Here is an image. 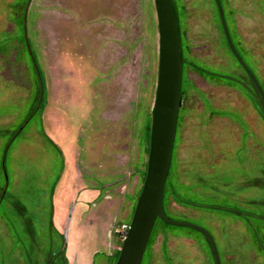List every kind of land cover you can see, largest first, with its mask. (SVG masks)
<instances>
[{"label": "rangeland", "instance_id": "obj_1", "mask_svg": "<svg viewBox=\"0 0 264 264\" xmlns=\"http://www.w3.org/2000/svg\"><path fill=\"white\" fill-rule=\"evenodd\" d=\"M172 3L183 69L163 208L207 229L221 264H264V104L215 0ZM219 4L264 91V0ZM155 15L153 0H0V264L116 263L146 177ZM162 223L140 264H214L203 235Z\"/></svg>", "mask_w": 264, "mask_h": 264}, {"label": "water", "instance_id": "obj_2", "mask_svg": "<svg viewBox=\"0 0 264 264\" xmlns=\"http://www.w3.org/2000/svg\"><path fill=\"white\" fill-rule=\"evenodd\" d=\"M215 3L227 45L251 79L264 104V91L236 53L225 27L219 0H215ZM153 4L158 27V73L151 109L146 177L115 264L141 263L157 219L166 225L188 228L203 235L211 248L214 264H221L216 243L207 229L191 223L170 220L165 216L162 202L176 135L183 68L172 0H153Z\"/></svg>", "mask_w": 264, "mask_h": 264}, {"label": "built area", "instance_id": "obj_3", "mask_svg": "<svg viewBox=\"0 0 264 264\" xmlns=\"http://www.w3.org/2000/svg\"><path fill=\"white\" fill-rule=\"evenodd\" d=\"M128 229L127 225H122L120 228V231L123 233V239L125 237L126 230Z\"/></svg>", "mask_w": 264, "mask_h": 264}, {"label": "trees", "instance_id": "obj_4", "mask_svg": "<svg viewBox=\"0 0 264 264\" xmlns=\"http://www.w3.org/2000/svg\"><path fill=\"white\" fill-rule=\"evenodd\" d=\"M247 77H248V76H247ZM248 78H249V77H248ZM250 81H251V80H250ZM252 84H253V83H252ZM261 100H262V99H261ZM38 104H39V102H38ZM6 150H7V148H6ZM164 212H165V210H164ZM165 216H167V213H166V212H165ZM167 218L170 219L169 216H167ZM170 220H171V219H170ZM157 221L161 222L159 219H157L156 222H157ZM161 223H162V222H161ZM155 224H156V223H155ZM162 224H164V223H162ZM164 225H165V224H164ZM154 226H155V225H154ZM177 228H178V227H177ZM183 229H188V228H183ZM197 233H198V232H197ZM199 234H200V233H199Z\"/></svg>", "mask_w": 264, "mask_h": 264}, {"label": "crops", "instance_id": "obj_5", "mask_svg": "<svg viewBox=\"0 0 264 264\" xmlns=\"http://www.w3.org/2000/svg\"><path fill=\"white\" fill-rule=\"evenodd\" d=\"M66 157H67V158H71V156L69 157V153H68V154L66 153L65 159H66ZM66 160H67V159H66ZM67 161H69V160H67Z\"/></svg>", "mask_w": 264, "mask_h": 264}]
</instances>
